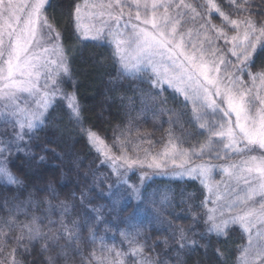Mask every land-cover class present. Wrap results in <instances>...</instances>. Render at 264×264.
I'll use <instances>...</instances> for the list:
<instances>
[{"label": "snow or ice", "instance_id": "obj_1", "mask_svg": "<svg viewBox=\"0 0 264 264\" xmlns=\"http://www.w3.org/2000/svg\"><path fill=\"white\" fill-rule=\"evenodd\" d=\"M225 3L227 11L217 0H83L73 6L69 16L77 40L106 41L113 49L117 77L110 82L139 81L132 95L120 96L126 122L114 127L109 144L84 126L75 90L63 87L71 80L70 58L62 31L47 14L51 0H0V185L16 189L11 195L0 191V264H37V258L40 264H186L197 248L207 257L213 235L225 240L224 248L214 250L220 264H264V65L252 70L264 57V0ZM167 89L178 107H169L162 97ZM57 100L118 185H128L127 173L137 168H171L173 175L198 180L204 188L202 213L192 212L187 227L169 221V235L149 245L145 224L151 229L154 221H162L141 207L138 185H128V202L137 201L131 211L111 220L105 219L103 205H85V191L53 203L58 193L51 181L46 189H27L11 171V158L31 154L21 145L38 138ZM149 114L154 126L168 125L157 151L151 150L152 133L137 126ZM217 170L227 179L213 182ZM148 178L141 172V184ZM77 199L83 211L73 218ZM201 215L204 231L197 233L193 229ZM100 224L105 232L119 231V245L97 235ZM237 228L240 243L233 248L229 234ZM197 235L206 242L200 244ZM157 244L164 246L160 252ZM33 252L37 258L26 260Z\"/></svg>", "mask_w": 264, "mask_h": 264}, {"label": "trees", "instance_id": "obj_2", "mask_svg": "<svg viewBox=\"0 0 264 264\" xmlns=\"http://www.w3.org/2000/svg\"><path fill=\"white\" fill-rule=\"evenodd\" d=\"M77 2H82V0H51V5L47 8L48 16L54 18L56 26L62 31L64 45L68 50H72L70 58L71 80L64 83L63 87L67 91L75 90L81 106L84 126L91 127L107 143L111 144L114 138V127L117 124L123 127L126 122L125 109L121 106L120 96L122 94L132 95L131 88L138 85L139 81L122 79L116 83H111L110 81L117 77V65L112 57V47L107 42L91 40L80 42L77 40L69 16ZM217 2L221 3L226 11L228 10L225 0H217ZM255 2L259 3L260 0H255ZM212 19L213 22L219 23L217 16H212ZM262 65H264V57L256 60L252 70L257 71ZM73 83L75 84L74 89ZM140 86L147 87V85ZM162 97H167L169 107L179 106V100L174 98L171 89H167ZM179 99L182 100V97ZM136 102L139 106V101ZM63 104V101L57 100V106L52 110L47 125L35 134L38 138H34L27 145H21V147H27L31 154L20 152L14 155L11 158L12 163L9 165L11 171L24 182L29 190L46 189L49 181H51L58 193L52 198L53 203L69 198L71 192H75L78 198L81 191H85L89 198L85 201V205L87 206L89 203L97 207L103 205L102 211L106 220L127 215L131 211L132 205L137 203L135 199H131L130 203L128 202L131 198L128 185H118L117 176L112 172V169L107 164L101 165L102 158L95 149L89 146L86 138L80 134L79 125L69 123L67 110ZM61 116L63 119H59ZM163 119L166 121L167 116L165 115ZM137 126L141 133L145 131L152 133L150 139L156 143L151 150H159L163 131L168 127L167 123L163 124L162 127L154 126L149 114V119L137 121ZM185 127L187 128L188 125L186 124ZM132 136L133 143H136L134 139L136 136L135 128ZM190 143L191 140L185 144V147ZM144 147H148V145H142V149ZM128 151L130 154H135L132 151V144L128 145ZM114 152L119 155L118 148L114 149ZM41 156L44 157L43 160H40ZM128 177L129 180H134L136 185L140 184L144 201L141 207H147L153 215L158 214L162 221V223L154 221V227L151 229L145 224L144 231L151 236L148 241L149 245L152 244V241L169 235V221L172 225L187 227L192 223V212L202 213L200 202L204 200L206 191L196 180L157 177L141 184L138 174L131 173ZM110 186H112L111 196L108 195ZM15 190V186L5 189L0 185V191H7L9 195ZM45 194V192L38 193L40 196ZM165 198L167 201L162 203ZM114 201L117 202L115 208H113ZM76 203L78 207L73 218H75L76 213L83 211L79 207V199ZM125 204H127L126 207H124ZM190 204L192 205L191 210H189ZM121 207H123V211L119 210ZM119 227L123 228L124 225L120 224ZM157 227L160 228L159 231L156 230ZM104 228L105 225L100 224L97 235L105 236L107 244L116 243L119 245L121 241L119 231L109 230L105 232ZM193 231L197 233L204 231L202 215L200 223ZM83 235H87V228L83 230ZM188 235L193 238L192 232H189ZM194 238L200 244L206 242L199 235ZM229 238L234 248L235 244L240 243L239 229L230 232ZM38 247L39 245H37ZM91 247V244L86 245L85 251L87 252ZM124 247L127 248L126 245ZM163 247V244H157L156 252H160ZM217 247L224 248L225 240L224 238L217 240L213 235L207 257H205L203 249L197 248L186 258V264H220L214 255V250ZM235 255L236 253L233 251L232 258ZM33 258H37L35 252H33L32 257H25L26 260ZM37 264H40L39 258H37ZM228 264H231V260L228 261Z\"/></svg>", "mask_w": 264, "mask_h": 264}, {"label": "rangeland", "instance_id": "obj_3", "mask_svg": "<svg viewBox=\"0 0 264 264\" xmlns=\"http://www.w3.org/2000/svg\"><path fill=\"white\" fill-rule=\"evenodd\" d=\"M82 2H83V0H82ZM81 2V3H82ZM134 11V10H133ZM213 16H217L218 17V15H216V14H213ZM219 18V17H218ZM103 42H106V41H103ZM68 50V49H67ZM68 55H69V58H71V55H72V50H68ZM62 79H66V78H62ZM245 79H247V77H245ZM167 87V86H166ZM134 155V154H133ZM140 155H143V152L142 153H140ZM197 162H199V161H197ZM213 163H220V161H212ZM173 169H167V170H164V172H154L153 170H151V169H147L146 167L145 168H143V169H139V168H137V169H134V170H132V171H130V172H128L127 173V181H128V185H131V184H135L136 185V183H135V181L133 180H129V175L131 174V173H136V174H138V176H139V178H140V176H141V172H146V173H148V179H146L145 181H149V180H151L152 178H157V177H161V178H174V179H190V178H188V177H186V176H176V175H173L172 173H173ZM222 179H227L226 177H223L222 176V174L217 170V171H215L214 172V174H213V176H212V181L213 182H217V181H221ZM196 181H198V180H196ZM140 182H141V180H140ZM199 182V181H198ZM138 186H140V184H138ZM221 187L223 188V185H221ZM206 195H207V193H206ZM209 207H212V205L211 204H209L208 205Z\"/></svg>", "mask_w": 264, "mask_h": 264}]
</instances>
